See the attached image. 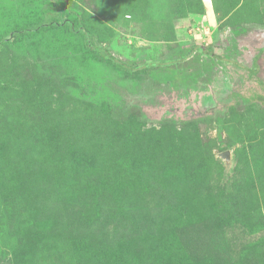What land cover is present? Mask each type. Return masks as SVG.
<instances>
[{"label": "rangeland", "instance_id": "rangeland-1", "mask_svg": "<svg viewBox=\"0 0 264 264\" xmlns=\"http://www.w3.org/2000/svg\"><path fill=\"white\" fill-rule=\"evenodd\" d=\"M67 1L100 48L64 28L0 43V264H264V108L220 99L243 71L174 90L173 65L149 66L138 96L101 56L172 64L198 45L246 66L264 0ZM36 2L0 0V31ZM67 59L122 98L70 94Z\"/></svg>", "mask_w": 264, "mask_h": 264}, {"label": "trees", "instance_id": "trees-1", "mask_svg": "<svg viewBox=\"0 0 264 264\" xmlns=\"http://www.w3.org/2000/svg\"><path fill=\"white\" fill-rule=\"evenodd\" d=\"M63 9H65L66 12H63ZM51 13H59L61 17L56 19V17L50 16ZM47 14H49L48 17H46ZM80 15V10L70 5L67 0H39V2L21 10L19 16H13L11 19L9 18L6 20L4 27L0 31V43H14V45L21 46L24 44L25 37H28V42L30 44H35V38L40 36L42 32L64 28L70 34L80 35L85 41L86 49L91 50L95 48V46L100 48L96 43L95 35L91 32L84 31L80 21ZM85 33L88 34L90 45H88V41H86L88 37H86ZM103 53L104 54L101 55L103 58H107L112 64L116 65V67L122 71L120 74L124 76V78L130 79V82L128 84L126 83L125 87L131 90L138 88L139 77L143 72H146L144 70L147 69V67L168 64L167 61L166 63L163 61L151 65H147L149 62L135 63L117 61L106 51ZM65 63L71 65L72 68L69 74L75 81V86L70 87L68 90L73 96L90 101L96 105L105 104L108 107L114 103H118L121 99L113 88L114 86L112 87V85H110V83H112L110 78L107 77L101 80L91 71V67L83 68L78 62H74L71 59H67ZM126 70L129 74L137 72L138 75L131 78L126 77L124 75ZM170 70H166L165 72H170ZM151 75L154 76L155 72L151 73Z\"/></svg>", "mask_w": 264, "mask_h": 264}, {"label": "flooded vegetation", "instance_id": "flooded-vegetation-1", "mask_svg": "<svg viewBox=\"0 0 264 264\" xmlns=\"http://www.w3.org/2000/svg\"><path fill=\"white\" fill-rule=\"evenodd\" d=\"M260 37H264V34L262 33ZM178 59H174L178 61L169 64L174 66V68H172L169 72L170 88L176 90L178 89L177 87H179L176 85H180V84L181 86H186L187 84L197 85L199 80H201L197 76L200 75L199 70L210 71L211 69H213L212 65L215 63L216 65L217 64L221 65L220 68H224L225 70H226V66L232 65L240 68L243 71V74L242 73L237 74L238 79L237 78L236 79L238 81L234 79V81H236L235 85H232L234 82L233 83L228 81L225 82L224 80L223 89L225 90V94L220 97V99L225 101L222 109H225V111L228 112L231 106H239V107L258 106L264 108V38H262V40L259 39L258 43L254 46V49H252L251 56L248 58L249 64L246 66L241 65L232 58H227L219 53H214L209 46L200 47L198 45H193L185 52H183V54H181ZM171 60L173 61V59ZM158 62H163V61H158ZM164 62L166 63V61ZM195 62L197 63L199 62L198 63L199 67L196 68ZM165 65L168 64H164V66ZM231 75L233 76L234 74L231 73ZM171 78H174V81H172ZM206 78L200 81V84L204 82L205 83L208 82L209 79ZM215 78H216L215 80L217 79L220 80L221 76L217 75ZM188 79H190L191 82L193 83H188L187 82ZM211 82L212 79L210 80V83ZM124 90L131 95H138V96L144 95L143 93H141L140 86H138V88L136 89L131 90L129 88H125ZM191 92L194 91L192 90ZM116 93L120 96V98H122L120 93L118 92ZM204 104H206L205 105L206 107L216 106V103H214V101H212L211 99L210 102H206ZM212 107L210 109H212ZM123 108H124V104H123ZM193 108L190 109L192 110Z\"/></svg>", "mask_w": 264, "mask_h": 264}, {"label": "water", "instance_id": "water-1", "mask_svg": "<svg viewBox=\"0 0 264 264\" xmlns=\"http://www.w3.org/2000/svg\"><path fill=\"white\" fill-rule=\"evenodd\" d=\"M85 35H86V37H88V34H87V33H85ZM88 45H90V44H89V37H88ZM114 58H115V57H114ZM115 59H116V58H115ZM116 60H117V59H116ZM117 61H118V60H117ZM156 63L158 64V62H149L147 65L156 64ZM219 156L225 160V163H226V164H229V163H230V158H231V156H230V150H228V149L224 150L223 152H221V153L219 154Z\"/></svg>", "mask_w": 264, "mask_h": 264}]
</instances>
